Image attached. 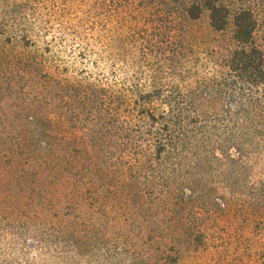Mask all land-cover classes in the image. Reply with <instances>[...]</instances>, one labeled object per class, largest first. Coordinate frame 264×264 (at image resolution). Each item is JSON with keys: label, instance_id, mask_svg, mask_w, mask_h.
Instances as JSON below:
<instances>
[{"label": "rangeland", "instance_id": "obj_1", "mask_svg": "<svg viewBox=\"0 0 264 264\" xmlns=\"http://www.w3.org/2000/svg\"><path fill=\"white\" fill-rule=\"evenodd\" d=\"M196 2L0 0V219L14 218L24 202L28 207L23 210L30 218L57 225L68 221L97 224L109 240L148 258L149 264H169L167 258L176 252L160 258V241L149 245V236L156 233L132 204L103 197V192L90 185L84 188L72 180L70 167L58 183L52 177L38 182L28 176L23 181L19 154L32 139H19L11 132L13 139H6L11 143L3 147L6 140L1 133L10 132L6 112L25 101L30 108H39L38 95L45 92L29 81L39 74L47 76L45 85L54 94L60 83L85 84L76 96L59 88L60 103L46 105L51 117L63 114L60 139L66 144L64 153L72 156L94 159L89 129L113 120L111 114L119 112V119L133 124L141 118L139 110L167 104L154 90L161 89L167 96L180 88L199 97L198 104H226L213 90L220 88L215 81L230 80V59L239 47L233 37L234 17L244 10L252 13L253 42L264 56V0H222L230 12L222 31L211 27L206 10L199 19L188 16V8ZM41 55L48 61L37 67ZM83 95L86 100L78 99ZM94 98L101 100L102 116L94 117L87 110L95 104ZM262 150L253 161L254 183L264 180ZM221 192L229 198L224 211L209 215L200 209L188 210L184 230L174 241L180 250L177 264H264V207L244 206L231 200L229 191ZM198 234H202L200 244L194 241ZM160 246L165 249L164 244Z\"/></svg>", "mask_w": 264, "mask_h": 264}, {"label": "trees", "instance_id": "obj_2", "mask_svg": "<svg viewBox=\"0 0 264 264\" xmlns=\"http://www.w3.org/2000/svg\"><path fill=\"white\" fill-rule=\"evenodd\" d=\"M221 1L198 0L187 14L196 20L206 10L211 27L222 31L229 23L230 12ZM254 31L252 13L237 12L233 37L239 47L230 59V80L220 84L215 81V87L220 88L213 90L226 104H198L195 101L199 97L180 88L167 96L161 89L154 90L167 104L139 110L141 118L136 123L124 122L116 112L111 114L113 120L93 124L89 130L94 159L64 153L66 144L59 134L63 114L53 118L46 106L60 103L59 91L65 89L75 95L85 84L60 83L62 90L56 88L54 94L45 85L47 76L39 74L29 79L45 92L38 95L39 108H30L25 101L15 111L6 112L10 132L1 133L3 140L13 139L11 132L19 139H32V144L24 145L27 150L19 154V178L24 181L31 176L41 182L52 177L58 183L65 177V168L70 167L72 180L84 188L90 185L103 192V197L132 204L137 215L146 217L149 230L156 233L149 236V245L160 241V258L175 251L167 263L177 264L180 250L174 241L184 230L189 209L209 215L224 211L229 198L221 190L229 191L231 200L244 206L264 207V180L251 181L254 158L264 147V56L253 42ZM47 61L41 55L36 65L44 67ZM74 95L70 97L75 99L78 94ZM85 96L78 99L84 101ZM93 102L87 110L95 113L94 117L102 116L101 100L94 98ZM8 143L6 140L3 147ZM24 206L28 207L21 202L15 208L18 213L14 218L0 219V264H149L148 258L109 240L97 224H47L30 218ZM194 241L202 243V234Z\"/></svg>", "mask_w": 264, "mask_h": 264}]
</instances>
